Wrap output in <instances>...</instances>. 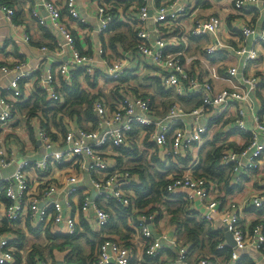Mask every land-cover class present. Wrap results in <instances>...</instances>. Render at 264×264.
I'll list each match as a JSON object with an SVG mask.
<instances>
[{"label": "clouds", "instance_id": "9594fccd", "mask_svg": "<svg viewBox=\"0 0 264 264\" xmlns=\"http://www.w3.org/2000/svg\"><path fill=\"white\" fill-rule=\"evenodd\" d=\"M0 264H264V0H0Z\"/></svg>", "mask_w": 264, "mask_h": 264}]
</instances>
